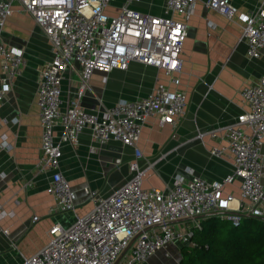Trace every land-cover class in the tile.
Masks as SVG:
<instances>
[{
	"label": "built area",
	"instance_id": "obj_1",
	"mask_svg": "<svg viewBox=\"0 0 264 264\" xmlns=\"http://www.w3.org/2000/svg\"><path fill=\"white\" fill-rule=\"evenodd\" d=\"M142 1L0 0V32L13 3L18 2L49 40L52 56L37 71V166L51 171L46 187L53 198L50 213L74 215L67 225H52L47 241L30 255H21L17 264H140L159 250L167 256L172 243L193 244V228L207 215L237 224L247 213L264 224V74L238 90L245 107L236 119L208 130L211 135L221 131L225 144L209 152L231 159L230 173L220 179L175 175L164 189L142 187L144 168L137 142L147 118L175 126L185 114L180 52L196 0H163L160 13L138 9L135 4ZM110 5L115 10L107 12ZM206 5L241 25L240 39L245 40L249 58L261 55L264 0L250 11L240 10L231 0H206ZM26 61L21 48L6 45L0 38V102L23 73ZM131 62L162 70L165 82L157 80L144 96L121 99L104 110L82 106L94 69L125 70ZM69 70L76 72L75 90L63 105L62 81ZM57 127L62 130L61 141L77 144L80 132L88 129L98 144L114 139L133 150L125 182L105 195L84 187L92 207L83 215L75 214V192L59 170L62 145L55 134ZM0 147L10 149L11 145L2 139ZM234 180L239 181L238 197L223 195L225 183ZM232 200L237 207L232 208ZM36 220L34 215L32 221Z\"/></svg>",
	"mask_w": 264,
	"mask_h": 264
},
{
	"label": "crops",
	"instance_id": "obj_2",
	"mask_svg": "<svg viewBox=\"0 0 264 264\" xmlns=\"http://www.w3.org/2000/svg\"><path fill=\"white\" fill-rule=\"evenodd\" d=\"M231 1L242 11L254 10L259 5V0ZM114 6L107 7V12ZM135 6L160 13L163 0H143ZM12 9L0 38L6 45L21 48L27 61L23 73L14 79L10 92L0 102V141L5 139L11 145L10 149L0 147V255L15 252L35 225H46V231L55 223L67 225L74 216L50 213L53 198L46 187L51 171L37 166L40 155L37 71L51 58V46L18 2L13 3ZM240 35L239 23L207 7L206 0H196L194 12L186 22L180 52L179 77L186 96L185 114L175 126L160 125L156 118H147L137 142L142 152L139 163L144 168L142 187L164 189L175 175L220 179L231 172V159L209 152L211 147L225 144L221 131L211 135L208 130L234 121L245 107L238 90L264 74V51L258 58H249ZM75 73L69 70L64 75L63 105L74 95ZM157 80L165 82L162 70L138 62H131L125 70L94 69L81 104L86 109L95 106L104 110L121 99L144 96ZM61 133L57 127L55 134L59 141ZM78 139L77 144L61 141L59 170L75 192V214L83 215L92 207L84 187L105 195L125 182L130 177L128 162L133 159V150L114 139L98 144L88 129L80 132ZM90 148L94 150L89 151ZM238 185V180L225 183L223 195L231 193L237 198ZM231 206L237 207L236 200L231 201ZM34 215L38 217L35 225ZM65 217L70 219L68 223L63 222ZM172 246L173 243L168 249ZM37 249L21 255H30ZM14 257L9 256L8 260Z\"/></svg>",
	"mask_w": 264,
	"mask_h": 264
},
{
	"label": "trees",
	"instance_id": "obj_3",
	"mask_svg": "<svg viewBox=\"0 0 264 264\" xmlns=\"http://www.w3.org/2000/svg\"><path fill=\"white\" fill-rule=\"evenodd\" d=\"M190 244L180 248L179 264H264V224L242 215L230 219L207 215L194 226Z\"/></svg>",
	"mask_w": 264,
	"mask_h": 264
},
{
	"label": "rangeland",
	"instance_id": "obj_4",
	"mask_svg": "<svg viewBox=\"0 0 264 264\" xmlns=\"http://www.w3.org/2000/svg\"><path fill=\"white\" fill-rule=\"evenodd\" d=\"M115 10V9H113ZM198 133L201 131L197 130ZM63 222L68 223L70 219H62ZM38 222V221H37ZM34 222V225L35 223ZM40 223V222H39ZM46 225L38 224L31 228L28 234H26L24 241L18 246L14 251L0 255V264H17L20 260L21 252L27 254V251L37 249L38 246L43 245L46 242L47 230L45 231ZM183 244L174 243L171 248L168 249L169 253L167 256L164 255L163 251H157L155 254L151 255L144 263L140 264H179L178 258L180 256V248ZM14 257L8 260V257ZM8 260V262H7Z\"/></svg>",
	"mask_w": 264,
	"mask_h": 264
},
{
	"label": "water",
	"instance_id": "obj_5",
	"mask_svg": "<svg viewBox=\"0 0 264 264\" xmlns=\"http://www.w3.org/2000/svg\"><path fill=\"white\" fill-rule=\"evenodd\" d=\"M248 216H251V217H253L252 215H250V214H248Z\"/></svg>",
	"mask_w": 264,
	"mask_h": 264
},
{
	"label": "bare ground",
	"instance_id": "obj_6",
	"mask_svg": "<svg viewBox=\"0 0 264 264\" xmlns=\"http://www.w3.org/2000/svg\"><path fill=\"white\" fill-rule=\"evenodd\" d=\"M199 135V134H198Z\"/></svg>",
	"mask_w": 264,
	"mask_h": 264
}]
</instances>
